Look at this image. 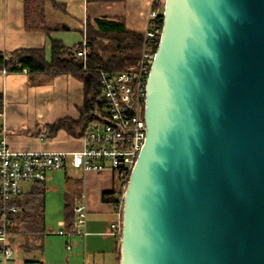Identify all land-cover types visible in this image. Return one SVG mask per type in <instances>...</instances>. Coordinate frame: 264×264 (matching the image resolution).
<instances>
[{"label": "water", "instance_id": "water-1", "mask_svg": "<svg viewBox=\"0 0 264 264\" xmlns=\"http://www.w3.org/2000/svg\"><path fill=\"white\" fill-rule=\"evenodd\" d=\"M145 119L119 264H264V0H165Z\"/></svg>", "mask_w": 264, "mask_h": 264}, {"label": "crops", "instance_id": "crops-1", "mask_svg": "<svg viewBox=\"0 0 264 264\" xmlns=\"http://www.w3.org/2000/svg\"><path fill=\"white\" fill-rule=\"evenodd\" d=\"M55 1L66 5L68 14L61 13L62 15L75 19L72 10H82V5L87 2V0ZM153 1L97 2L109 7L97 8L99 10L95 11L93 17H90V10L87 8L83 13V30L87 20L122 17L130 31L145 33L149 25ZM49 8L54 10L52 6H47V17ZM75 14L81 15L77 12ZM68 28H66L68 31L71 30V27ZM59 30L61 28H54L53 32ZM53 32L50 39L43 33L28 32L25 28L24 0H0V53L8 54L19 49H41L46 51L49 58L51 40H58L52 37ZM0 94L3 95L4 100L3 111L0 113V138L6 139L10 150L72 153L83 149L82 138H74L63 130L51 134L48 129L60 120L77 121L80 118V109L85 101L84 85L73 76L50 79L46 76L30 77L26 73L0 72ZM32 186L33 183H24L23 193H29ZM45 187L46 236L58 232V235L65 237L66 250L70 255L66 258V262L119 264L117 237L110 234V226L118 222V215L114 207L103 200L105 193H111L117 188L115 174L111 170L102 174L84 173L81 169L72 166L69 158L63 170L48 174ZM84 194L88 210V235L85 242L81 236L74 233V230L69 231L65 222L67 200L76 208L81 204ZM49 213L56 218L62 216L59 229H53L51 221L47 219ZM60 232L64 234L61 235ZM68 233L71 235L67 236ZM13 246L17 248L15 243ZM33 257L43 258L37 253L27 255L28 259ZM25 260L16 262L14 258L11 261H2L0 264H23Z\"/></svg>", "mask_w": 264, "mask_h": 264}, {"label": "trees", "instance_id": "trees-1", "mask_svg": "<svg viewBox=\"0 0 264 264\" xmlns=\"http://www.w3.org/2000/svg\"><path fill=\"white\" fill-rule=\"evenodd\" d=\"M125 0H87L92 2H124ZM25 28L31 33H43L51 38L53 29L48 25L47 6L55 11L68 14L66 5L55 0H24ZM158 16L154 20L163 29L164 4H155ZM86 48L87 64L76 56L82 49L83 43L68 47L61 40H51V55L47 57L45 50L19 49L12 53H0V72L6 74L25 73L30 77L46 76L53 79L59 76H73L84 85L85 101L80 109L77 121L63 119L48 127L51 134L61 130L74 138L85 136L91 124L100 117L106 116V104L100 100V84L98 72L105 70L114 73L126 71L135 66L143 52L145 35L130 31L122 17H101L87 20ZM156 50V48H155ZM4 107L3 95L0 94V113ZM117 191L105 193L103 200L110 203L118 212L122 203L116 196ZM45 182H34L29 193H22L10 201L0 197V227L7 223L11 244H16V252L26 255L37 253L43 257L45 249ZM17 208V212L11 210ZM123 209V206H122ZM76 214L74 205L67 200L65 205V222L67 229H75ZM120 237L117 236L118 251H120ZM119 261V257H118ZM23 264H45L43 258H29Z\"/></svg>", "mask_w": 264, "mask_h": 264}, {"label": "built area", "instance_id": "built-area-1", "mask_svg": "<svg viewBox=\"0 0 264 264\" xmlns=\"http://www.w3.org/2000/svg\"><path fill=\"white\" fill-rule=\"evenodd\" d=\"M164 3L165 0H154L153 6ZM153 6L149 25L144 33L145 45L139 62L121 73L105 70L98 72L100 100L106 104V116L100 117L89 126L82 137L84 142L82 150L72 153L14 152L9 149L6 139L0 138V197L4 201H10L22 194L23 184L26 182H45L49 173L63 170L71 158L72 166L84 173L102 174L111 170L115 174L116 196L122 205L117 212L118 222L110 226V234L115 237L121 236L122 206L126 187L146 140L147 82L162 34L160 25L154 21L158 11H155ZM83 34V46L76 56L82 58L86 65L88 58L85 26ZM85 199L84 194L81 204L74 208L76 214L74 233L81 236L84 242L88 235V210ZM11 210L18 211L16 207H12ZM6 225L4 222L0 227V262L11 261L16 255ZM59 234L63 235L64 232ZM68 248L70 249V245Z\"/></svg>", "mask_w": 264, "mask_h": 264}, {"label": "rangeland", "instance_id": "rangeland-1", "mask_svg": "<svg viewBox=\"0 0 264 264\" xmlns=\"http://www.w3.org/2000/svg\"><path fill=\"white\" fill-rule=\"evenodd\" d=\"M103 6L109 7L104 3H87L84 2L82 5V10L80 9H73L72 13L76 16V19L70 16H64L59 11H54L51 8L48 9V25L51 28H61L59 31H54L52 37L54 39H58L63 41L68 47H74L76 44L84 42V34H83V22L84 16L83 13L87 8L90 10V17H93L97 8H104ZM102 10V9H100ZM82 11V12H81ZM78 13L77 16L75 13ZM105 13V12H104ZM105 15V14H104ZM71 27V30H67L66 27ZM50 59V57L48 58ZM54 202V201H53ZM52 202V203H53ZM48 221H51L53 229H59L60 225L59 222L62 220V216L56 218V216H52V213H49L47 217ZM57 226V227H56ZM58 231V230H56ZM70 257L68 251L66 250L65 246V237L58 235V232L54 234H48L45 238V251L43 255V260L45 264H68L66 262V258ZM27 258V255L22 252H16L15 261L21 262Z\"/></svg>", "mask_w": 264, "mask_h": 264}]
</instances>
